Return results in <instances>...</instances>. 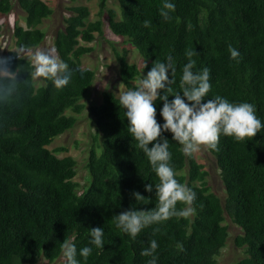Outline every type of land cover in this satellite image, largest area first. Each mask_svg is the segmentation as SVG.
Wrapping results in <instances>:
<instances>
[{
    "label": "trees",
    "instance_id": "16d2710c",
    "mask_svg": "<svg viewBox=\"0 0 264 264\" xmlns=\"http://www.w3.org/2000/svg\"><path fill=\"white\" fill-rule=\"evenodd\" d=\"M97 1V20H89L88 6L72 7L64 29L54 37L57 57L72 71L69 84L57 89L50 80L32 77L27 72L30 60L17 52L43 44L47 33L42 27L53 10L43 0H17L25 25L14 26L16 49L8 51L6 60L9 70H18L20 92L15 101L0 106V264L54 263L62 256L64 240L71 239L78 251L91 246L92 227H103L105 245L92 246L86 261L78 255L81 264H147L150 257L141 252L152 239L158 243V264H218L229 237L226 214L243 231L235 243L245 249V257L235 264H264V130L240 141L221 135L217 150L209 149L225 187L224 202L212 191L204 166L192 154L185 155L170 132H163L176 179L196 193L191 205L195 211L150 225L134 239L115 227L113 216L129 208H153L159 179L128 132L119 98L105 91L102 102L90 107L97 134L86 164L88 188L80 190L76 181V159L59 158L64 148L49 149L75 127V115L86 108L82 100L92 90L96 72L83 68L82 60L93 51L87 45L104 34L103 17L146 65L140 70L129 63L126 50L114 49L127 90L138 86L134 82L142 71L171 55L175 73L169 87L180 91L185 52L195 50L194 70L206 66L210 71L212 87L204 100L221 95L250 102L264 122V0H173L175 11L168 21L159 14L162 0H115L120 12L108 0ZM13 10L14 0H0V17ZM229 44L240 52L236 60L229 58ZM162 103L155 102L158 123H163ZM146 184L153 185L151 192L145 191ZM134 192L145 198L135 200ZM183 207L177 203L178 209Z\"/></svg>",
    "mask_w": 264,
    "mask_h": 264
},
{
    "label": "clouds",
    "instance_id": "9594fccd",
    "mask_svg": "<svg viewBox=\"0 0 264 264\" xmlns=\"http://www.w3.org/2000/svg\"><path fill=\"white\" fill-rule=\"evenodd\" d=\"M175 11L173 0H162L159 9L160 16L168 21ZM145 26L149 21H144ZM55 49V48H54ZM229 58L236 60L240 56L237 48L228 45ZM195 50H186L187 62L183 65L180 77V91L173 92L169 87L174 83L173 57L168 55L165 62L155 61L146 75H141L138 86L130 88L119 95V106L124 109V117L128 121V132L139 148L146 155L149 164L159 179L154 185L156 205L148 210L129 208L113 216L115 227L133 239L142 229L172 217H188L194 213L191 206L196 199V193L186 184L176 179V173L170 163L171 152L169 140L162 133L170 132L172 140L181 145L185 155H191L200 150L203 145L211 150H217L221 135L231 136L240 141L253 138L264 130V122L258 117L255 106L247 101L235 102L228 98L215 95L204 100L211 90L210 71L208 67L196 68ZM32 77H42L50 80L57 88L67 86L72 77V71L63 59L49 55L46 51L36 49L30 57ZM145 63L143 68L145 67ZM169 73L171 79L169 78ZM18 70L11 71L7 60L0 59V106L12 103L18 98L21 82L18 80ZM173 99L169 100V96ZM162 101L159 114L163 123L156 119L155 102ZM203 101V102H202ZM151 144V146H149ZM152 184L145 185V191L151 192ZM135 200L145 197L134 192ZM185 207L178 209L177 203ZM89 245L77 250L71 239L61 243L62 255L66 264H81L77 256L84 261L92 254L93 247L104 248L103 227L89 229ZM157 240L149 241L148 247L142 249L141 255L150 257L147 264H158L156 250Z\"/></svg>",
    "mask_w": 264,
    "mask_h": 264
},
{
    "label": "rangeland",
    "instance_id": "374dc122",
    "mask_svg": "<svg viewBox=\"0 0 264 264\" xmlns=\"http://www.w3.org/2000/svg\"><path fill=\"white\" fill-rule=\"evenodd\" d=\"M43 1L51 7L53 10V15L49 19L45 20L43 24L42 28L46 31L47 37L39 49L46 51L49 55L54 57H57L53 45L54 37L58 31L64 29L65 20L71 14L70 8L78 5H86L89 7L91 12L89 20L94 21L99 18V5L97 0ZM107 5L115 9L117 12H120L119 5L115 0H108ZM24 18L25 14L19 8L17 0H14L13 12L6 17H0V59H6L8 51L16 49L14 48V26L16 24L24 26ZM103 22V36H98L94 43L87 45L92 47L93 51L89 55L85 56L82 60L83 68L91 69L96 72V80L92 90L88 96L82 100V103L86 108L82 114L75 115V117H77V123L75 127L71 131H68L64 135L55 139L54 142L49 146V149L52 151L58 148L65 149V152L57 153L59 158L72 156L76 159V181L81 186L80 190L88 188L91 182V176L86 169V164L89 150L94 144V139L97 134L95 123L89 112L90 107L93 105H98L102 102V95L105 91H112L119 98V95L127 90L119 79L120 66L114 55V49L119 51L126 50L129 63L137 65L140 70L143 69V65L145 63L137 49L131 43H126L123 38L118 37L111 32L105 17H103ZM35 51L36 49L18 50L17 52L21 57L30 60V57ZM146 74L147 73L142 71L141 75ZM139 79L134 82V85H138ZM37 83L39 84V82ZM192 155L199 164L204 166V170L209 173L208 183L212 191L217 194V196H219L224 202L226 197L225 187L221 180L220 171L217 167L216 160L209 152V148L202 145L200 150L194 152ZM183 173L186 174V171ZM225 219L224 225L228 228L229 237L226 246L221 250L220 256L217 260L218 264H235L245 257V249L237 247L235 243L236 239L239 236H242L243 231L233 223L227 214L225 215ZM38 264H65V258L62 255L54 263H49L45 259H40Z\"/></svg>",
    "mask_w": 264,
    "mask_h": 264
}]
</instances>
